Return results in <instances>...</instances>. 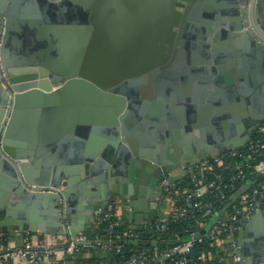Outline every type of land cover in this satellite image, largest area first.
<instances>
[{
  "label": "water",
  "instance_id": "obj_1",
  "mask_svg": "<svg viewBox=\"0 0 264 264\" xmlns=\"http://www.w3.org/2000/svg\"><path fill=\"white\" fill-rule=\"evenodd\" d=\"M23 1L0 0V236L41 232L75 239L117 196L129 201V223L140 226L150 215L127 197L132 186L140 198L162 194L166 175L201 153L218 158L245 149L264 123V67L249 75L237 58L244 52L264 65V0H63L81 17L65 26L45 25L21 11ZM40 1L50 11L49 1ZM19 30L25 51L15 43ZM113 35L129 36L131 43L117 45L125 50L157 47L161 38V67L132 74L142 77L130 82L133 95L122 91L125 76L111 87H96L77 71L59 80V68L76 67L81 50H97L95 37ZM175 37L181 47L173 59ZM219 37L236 44L227 49ZM194 53L201 58L190 62ZM191 64L207 75L203 85L189 89ZM218 93L233 96L238 106L225 104ZM216 127L226 136L213 138ZM95 130L107 139L96 138ZM254 183H246L224 210ZM244 231L248 240L239 242L237 264H264V208Z\"/></svg>",
  "mask_w": 264,
  "mask_h": 264
},
{
  "label": "built area",
  "instance_id": "obj_2",
  "mask_svg": "<svg viewBox=\"0 0 264 264\" xmlns=\"http://www.w3.org/2000/svg\"><path fill=\"white\" fill-rule=\"evenodd\" d=\"M255 139L250 141L247 147L241 151L229 152L221 157L215 158L204 155L193 164L180 167L163 179V193L171 203L170 214L165 217H150L144 220L142 225L149 223V230L158 234H164L169 229V223L191 218L198 232H193L186 242L181 238L176 241H167V247L159 251L157 247L163 242H156V249H142L135 253L130 259L120 264H199L204 262V256L198 258V262H190L189 254L197 241L208 239L219 245L227 256L220 258V264H237L241 259L238 255L241 247L239 245L244 227L250 218L264 208V181L254 183L238 200L227 209L218 211L217 203L228 205L229 191L231 186L242 183V187L254 179H248L250 173L260 174L264 178V123L255 132ZM238 154V160L225 163L226 157L231 158ZM261 158L257 165L251 161ZM227 173V174H226ZM182 176L188 178L185 182L173 180L174 177ZM241 187V188H242ZM241 190V189H240ZM239 190V191H240ZM225 205V207H226ZM120 203L112 202L107 208L95 212L94 227L102 228L103 236L99 238L96 245L101 246L105 253H120L122 243L115 239L116 231L123 230L124 237L134 243H139V234L136 232L140 226L134 223H126L124 216L119 214ZM221 214V211H223ZM64 223L69 224L67 216ZM56 238H37L28 235L22 245L12 246L3 238L0 239V264H63L57 259L60 252L59 242L65 241L63 250L65 258H73L81 249L89 247L92 243L86 233H80L74 239L70 235L55 236ZM5 238V237H4ZM118 240L120 238H117ZM107 241L108 244L101 245ZM177 241H181L177 243ZM152 243V242H151ZM82 244V245H81ZM138 244V245H139ZM86 264H110L104 261L90 262Z\"/></svg>",
  "mask_w": 264,
  "mask_h": 264
},
{
  "label": "crops",
  "instance_id": "obj_3",
  "mask_svg": "<svg viewBox=\"0 0 264 264\" xmlns=\"http://www.w3.org/2000/svg\"><path fill=\"white\" fill-rule=\"evenodd\" d=\"M48 1H49L50 5H51L50 11L48 10V8H45V3L44 2L43 1L39 2V0H24L20 4L21 11L26 12L30 16L36 17L37 20H39L40 22L44 23L45 25H47V22H50V21L56 22L55 24H51L53 26L54 25H60V26L76 25L77 24L76 22L70 23V22H64V21L68 19V20H71V22H73V21H77L79 18H81V17L77 16L76 14H74L76 5H74L73 3L68 2L67 5L69 7L68 6L66 7V5L64 6L63 4H61L63 0H57V1L48 0ZM115 2H116V0H115ZM116 4L117 3H115L114 7H116V6L118 7V5H116ZM246 8L250 11L249 2L247 4ZM58 14H60V15L58 16ZM111 19H112V22H114V20H116V17L112 16ZM248 20H249V18H248ZM17 33L19 34V37L16 38L15 43H16L18 48L20 47L23 51H25L26 50V48H25L26 40H27L25 38V36H24L25 32L24 31L22 32V31L19 30ZM219 38L220 39H218V42L221 43V45L224 46L227 49L230 48L229 44H236L234 41H231L230 37H219ZM14 52H16V51H14ZM227 52H228V50H227ZM8 56L12 57L14 59L16 58L14 53H10V54H8ZM237 56H238L237 58L239 59L240 64H242V66H244L245 70L249 71L248 72L249 75L251 74V71H256V73H257L261 69H263V67H264V65L259 62V60H258V58L256 56L247 55V54L245 55L244 52H241L240 55L237 54ZM199 58H201L200 53H198L196 55H195V53L193 55L191 54L190 55V62L196 61ZM192 66L194 67V65L191 64V66L189 68V73H188V75L190 77V83H189V86H188L189 89L193 88L195 84L203 85V81H202L203 80V76L205 74L207 75V73H205L206 71H204L202 73L198 72V71L195 72L193 69H191ZM234 66H235V63H234ZM233 68L234 67L232 65H230V63H229L228 71L232 72ZM196 73H199L200 75L198 77H195L194 75ZM185 88L182 87L181 90L183 91ZM210 90H211L210 91V95H213L214 94V89L212 88ZM218 94H219V96L224 98L225 104L229 105L231 103L234 106H238L237 104H239V103H237V100H233V98H234L233 96H230L228 94H221V93H218ZM248 105L249 104L247 103V106ZM219 111H221V110H219ZM216 112L217 111L215 110L214 114H216ZM217 113L224 115L222 113V111L221 112H217ZM220 132H221V134H220ZM224 132L225 131H224L223 128H221V127L217 128L216 127L215 130H214V133L211 134V135L213 136V138H217V137H221V136L224 137V136H226V134ZM93 134L98 139H104V138L107 139V137H108L104 132H101L100 130H95L93 132ZM78 138H82V137L78 136ZM204 155L205 154L201 153L198 156V158L202 157ZM51 156H52V158L53 157L56 158L54 154H52ZM198 158H192V160H190V163L196 161V159H198ZM51 161H53V159H51ZM99 184L102 185V183H99ZM92 187H93V189L94 188L97 189L98 185L97 184H92ZM128 193L129 194H128L127 197H129L132 200L131 202L136 204V205H138L137 206L138 211H144V212L146 211V212L149 213L150 217H152V218H154V217L165 218V217H167L170 214L171 203L163 195L164 193L158 194L159 192L155 191L154 194L150 195L147 198H140L139 192L135 188V186H132L131 191L128 192ZM113 202L120 203L121 208L119 209V214L124 216L125 218H127L128 214H129V209H130L129 208V201H125L121 196H117L113 200ZM13 205H16V204L13 203ZM78 215H80V214L78 213ZM44 218L45 217H43V219ZM95 222L96 221H94L93 219L90 220V223H88L86 225V232L94 227ZM28 235H33V236H36L37 238H42V239L43 238L44 239H46V238H49V239L56 238L55 236L45 235V234H42L41 232H38V233H35V234L31 233V232H23V233H18V234H9V236L7 237V243L6 244H9V245H12V246H20V245H22L23 240L25 239V237H27ZM0 238H4V237L0 236ZM247 238L248 237L246 236L245 231H243L240 240L246 241V240H248ZM64 242L65 241L59 242L60 252H59V254L57 256V259L59 261H61L63 264H78L77 261L75 260V258H73V259L65 258V254L63 252V250L65 248L64 247L65 246Z\"/></svg>",
  "mask_w": 264,
  "mask_h": 264
},
{
  "label": "flooded vegetation",
  "instance_id": "obj_4",
  "mask_svg": "<svg viewBox=\"0 0 264 264\" xmlns=\"http://www.w3.org/2000/svg\"><path fill=\"white\" fill-rule=\"evenodd\" d=\"M124 37L126 38L125 40H119L121 38L120 36L117 37V35H113L109 36V40L107 41L104 40L105 36L95 37L94 44L96 45L95 47H97V50L86 53L81 50L76 59L79 60L76 67L71 66L68 68H59V70H61L59 73L61 74V76H59L61 79L59 80L63 82L66 79L65 75L67 73L77 71L80 73L81 78L91 81L96 87L100 86V84L106 87H111L113 84L115 85L118 80L121 81V79H119L120 76H125L120 84L122 85V91L125 94L133 95V92L129 90L130 82L136 79L139 80L142 77L136 76V78H134L132 74L143 72L149 67L150 69H153L152 67H155L156 69L161 67L163 58L162 48H160L161 38L158 40V37L156 40L157 47L152 46L150 48L148 45H145L143 48L141 47V49L135 47L131 49L127 48L125 50L123 49L124 47H117L119 41H125L128 44L131 43L130 39L127 40L129 36ZM155 38L156 36H154V39ZM178 41V37H175L173 41L174 47L171 50L172 58L175 52L181 47V42H179L180 44L178 45ZM108 46H110V49L106 50L105 48ZM172 58L169 60L170 63L172 62ZM175 64H178L177 59L172 62V65ZM1 83L8 91L12 88L9 78L4 77V79L1 80ZM138 93H141V91L137 92L135 95ZM165 177H167V175Z\"/></svg>",
  "mask_w": 264,
  "mask_h": 264
},
{
  "label": "trees",
  "instance_id": "obj_5",
  "mask_svg": "<svg viewBox=\"0 0 264 264\" xmlns=\"http://www.w3.org/2000/svg\"><path fill=\"white\" fill-rule=\"evenodd\" d=\"M256 135L254 133L253 139H255ZM238 154L232 156L231 158L226 157L224 160L225 163H230L238 160ZM261 161V158H255L251 161L252 165H257ZM227 174V173H226ZM188 178H183L182 180L185 182ZM248 179H254L256 182H263L264 178L256 179V175L250 173ZM187 182V181H186ZM242 183H237L231 186L229 191V198L228 200L236 194L242 187ZM225 203H217L218 211L225 208ZM126 223L129 225V221L125 219ZM200 229L196 226L195 222L191 218H187L180 221L170 222L169 229L164 234H158L149 230V223H145L144 225L137 228L136 232L139 234L140 244L135 245V243L130 240L129 238L124 237L123 230H117L115 234V239L118 243H122V250L118 253H105L102 251L101 246L99 245H92L89 247H84L81 249L80 253H78L75 257V260L78 264H86L90 262H97V261H104L110 264H120L122 262L127 261L130 259L135 253L142 249H149L154 251L156 249L155 246L152 245H144V243H151V242H162V241H176L181 238L182 242H186L193 232H198ZM88 239L92 243H96L99 238H102L103 232L102 228L100 227H93L89 231L86 232ZM117 238H120L119 240ZM2 239V238H0ZM5 241L6 238H3ZM167 247L159 246L157 249L159 251L165 250ZM227 256V253L213 241L208 239H203L202 241H197L194 244L193 249L189 254L190 262H198V258L200 256H204V262H198L199 264H220V258L222 256ZM71 258V259H73ZM152 264H157L155 261ZM169 264H175L169 262Z\"/></svg>",
  "mask_w": 264,
  "mask_h": 264
}]
</instances>
